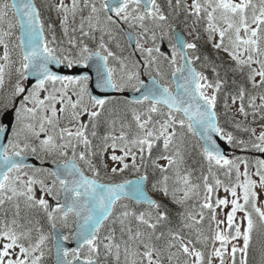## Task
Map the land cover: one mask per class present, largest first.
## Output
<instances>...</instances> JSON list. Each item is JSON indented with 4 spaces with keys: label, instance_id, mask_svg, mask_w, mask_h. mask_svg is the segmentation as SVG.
<instances>
[{
    "label": "snow or ice",
    "instance_id": "6c2138e0",
    "mask_svg": "<svg viewBox=\"0 0 264 264\" xmlns=\"http://www.w3.org/2000/svg\"><path fill=\"white\" fill-rule=\"evenodd\" d=\"M42 7L36 0H0V88L6 77L15 76L0 112L7 116L13 108L15 120L12 138L0 146V264H46L53 249L54 264H227L225 256L236 264L238 252L240 264H248L254 231L264 235V204L257 206L261 195L257 188L264 190V159L256 160L254 172L249 173L248 160L228 158L214 136L243 152L264 153V124L257 133L236 118L264 121V0H167L169 14L158 0H57L46 7L56 13L63 35L69 37L67 49L50 46L56 37L49 41L44 34L54 25L48 23L46 28ZM180 11L193 18L194 25L203 22L206 42L228 60L217 63L202 58L195 54L197 43L177 33L173 54L183 63L171 60L173 82L179 74L176 91L155 76L151 86H145L137 71H127V63L110 50L105 37L111 39L121 22L138 28L136 47L147 54L148 66L157 65L156 74L162 77L158 58L153 56L160 49L144 47L140 41L150 38L155 45L157 29L163 33L165 26L171 27L170 16ZM70 22L75 27L70 28ZM70 31L79 36H69ZM13 37L16 42L10 47ZM85 39L96 42L97 50ZM14 49L19 50L18 59H13ZM93 58L98 61L97 88L141 93L132 104L147 107H132L130 121L113 101L90 91L89 77L59 75L50 67L81 63L88 67ZM109 58L119 63V77L108 66ZM197 61L200 71L194 66ZM229 73L235 89L224 97V114L235 108L231 122L237 131L248 134L247 139L225 131L219 122L218 97L226 90ZM30 78L35 83L29 89L24 82ZM7 129L0 122V134ZM189 136L202 141L199 183L193 182V173L186 167ZM109 149L110 160L122 167L109 169L104 164V169L114 175L131 169L139 173L138 179L100 182L93 158ZM117 149L122 155L116 154ZM29 155L42 162L48 157L54 162L64 158V162L57 163L55 171L35 168L25 162ZM129 158L131 164L126 162ZM77 160L94 178L85 175ZM149 166L158 173L152 190L179 207L175 218L163 201L148 195ZM215 170H223L228 182L218 178ZM45 174L53 178L50 183ZM221 188L231 199L213 200ZM121 201L144 207L134 209ZM229 206L225 218L218 220L217 209ZM237 213L244 214L240 222ZM37 216L46 221L48 231ZM62 229H69V234ZM237 240H242V246L232 244L229 250L227 246ZM69 242L76 246L66 247ZM258 256L259 264H264V240Z\"/></svg>",
    "mask_w": 264,
    "mask_h": 264
},
{
    "label": "rangeland",
    "instance_id": "374dc122",
    "mask_svg": "<svg viewBox=\"0 0 264 264\" xmlns=\"http://www.w3.org/2000/svg\"><path fill=\"white\" fill-rule=\"evenodd\" d=\"M37 2H40L41 5H43L44 7H42V9H44L45 11H48V8L46 7L47 4L49 3H56L57 0H36ZM66 2H68V0H66ZM158 2L161 4L162 8L164 9V12L165 14H169L170 10L167 8V0H158ZM191 2V0H189V3ZM179 11V10H177ZM50 17H53V25H54V30H47L45 32L46 34V38L51 41V38L53 36L56 37V43L55 44H50L51 47H56V48H65L67 49L69 47L67 41H68V38L69 37H66L63 35V32L61 30V27H60V22H59V19L56 15V13L54 11H51L50 12ZM177 16L175 17H172L170 16V20H169V23L171 25V27H168V26H165V28L163 29V33H161V31L159 29H157V39H156V47L159 48V43H160V38L161 37H164L166 39V41L168 42V44L170 45V47L173 49V45H174V39H173V34H172V27L174 25L177 24V20H176ZM185 19H180L181 21V25L184 29V32L185 34L189 37V42H195L196 43V37H197V34H196V30H197V26L198 24L194 25L192 20L193 18L189 17V21H188V24H183L182 21H184ZM201 25V29H203V23H200ZM69 27L72 28V27H75V25H73L71 22L69 24ZM140 31H136V34H138ZM99 35V34H97ZM69 36H79V33L76 32V33H72L70 31L69 33ZM13 39H15V37H13ZM105 40H106V43L108 44V47L110 48V50H112L113 52L116 53L117 56H119L120 58L124 59L125 60V63H127L128 65V69L127 71H137L138 73L140 72L139 71V67L137 65V63L135 62L134 59H136L135 56H132L131 54L128 53L129 51V47H128V43H126V40L123 38V37H113L112 39L109 40L108 37H105ZM85 42L88 43L89 47L93 50H97V45H96V42H92V41H88L87 39H85ZM140 43L142 45H144V47H153V43L151 41V39H147V42H145L144 40H141ZM117 45H119V47H117ZM10 47H14L13 46V43L10 44ZM75 51V50H73ZM137 51L139 53V55H141V57H143L144 59L147 58V54L146 53H142L138 48H137ZM3 54V48L0 47V55ZM198 54H199V50H198ZM221 56H223V58L227 61L228 60V57L225 53L223 52H220ZM177 59H178V56H176ZM13 59H16V54H15V49L13 51ZM159 64H160V69H161V72L163 74V76H157L156 74V71H155V68L156 67H153V65L150 67H148L147 69V74L149 76H156L158 78L161 79V82L162 83H165L166 86H170L173 90V83H172V79H171V71H172V68L174 67L173 65H171V63L167 60V59H163V58H160L159 59ZM200 62V61H199ZM201 64V62H200ZM135 66V67H133ZM109 67L111 68H114L116 69V76L119 77L122 73L120 71V65L117 61L109 58ZM139 78H140V75H139ZM15 83V76L13 75L10 79L6 77V80H5V84L3 86V88H0V112L3 111V108H2V105H3V102L5 100V97L9 96L10 93H11V90H12V86L13 84ZM24 85H26V81L24 82ZM88 87H89V81H88ZM131 90V89H129ZM226 94H223L221 96L218 97V102H217V108H218V111H219V114L221 115L222 117V123L228 128L229 126L231 127L232 125H234L232 122H231V117L235 114V108L233 107L229 113H228V116H225L224 112V106H223V102H224V97H225ZM18 98V97H17ZM18 102H19V99H17V105H18ZM113 102L116 104L117 108L118 109H122L124 110L126 113H127V116L129 115L128 117V120L130 121L131 120V108L134 107V106H131L126 100H123L122 98H118L117 100H113ZM125 102H127V106L125 105ZM231 103V101L229 100V104ZM259 103V101H258ZM147 105H141V106H136L135 108L137 109H142V108H146ZM12 108H9L8 110H10ZM237 120H240L244 123H248L251 127L255 128L257 133L260 132L261 130V125L264 124V121L260 120L259 118L256 119L255 123L252 122V117L249 116L248 117V120L247 121H243V118L242 117H239L237 116L236 117ZM154 119H155V116H154ZM14 127H15V124H14ZM227 131V130H225ZM228 132V131H227ZM238 135V134H237ZM235 135V136H237ZM241 135V134H240ZM238 137V136H237ZM12 138V137H11ZM238 138H242V139H247L248 138V134L246 133L245 136H241V137H238ZM189 139V138H188ZM79 151V149H78ZM256 154H257V157L260 158L259 154L260 152L258 151H255ZM112 153V150L109 149L108 152L104 153L102 155V157L98 158L96 161V158H93V161L94 163L96 164L98 170L100 171V176H99V180L102 182V183H114L115 181L114 180H120L121 178L123 177H126L125 175H129V176H133V177H137L139 176V173H136L134 170H126L125 172L123 173H118V174H112L109 170H105L103 165L104 164H108L109 165V169L111 167H122V165H117L116 163L112 162L110 160V155ZM116 154L117 155H122V153L119 152V150L117 149L116 150ZM157 151L153 150V158H155V156L157 155ZM70 155H71V151H69V158H70ZM57 159L59 160H64V158H60V157H57ZM128 162L129 164H131V160L130 158L126 161ZM77 163L79 164V166L84 170V172L93 177L91 171H89L87 169V167L84 165L83 162L77 160ZM160 163H164L163 161H160ZM186 167L188 168L187 166V163H186ZM255 167L256 165H253V167L249 166L248 167V171L249 173H252L254 172L255 170ZM148 169H152L151 166H149ZM144 169L142 168L141 169V172H143ZM192 173H193V182L194 183H199V177H197L195 174H194V170H191ZM219 173L218 175V178H220L222 181H224L225 183H227L228 181L226 180V178L222 175L223 174V170H215ZM241 171H243V167H241ZM222 173V174H221ZM221 174V176H220ZM45 178L46 180L50 183L52 178L51 177H48L46 174H45ZM94 178V177H93ZM253 179H257V177L253 176L252 177ZM154 182V180L150 181L149 183V192L155 197L157 198V200H161L163 201L164 204L167 205L168 208H173L172 211L174 212H178L180 211L179 207L175 204H173L170 199L168 198H165L163 196H161L159 193H156L152 190V183ZM211 182V181H210ZM57 187H59L57 185ZM257 192L258 193H261L260 195V200L258 201V204L257 206H260L261 204H264V190H261L259 188H257ZM39 191L37 192V195H39ZM46 199L50 200L52 199L51 197H45ZM216 198H229L231 199L230 197V194L229 193H225L223 191V189H219L217 192H215L213 194V200H215ZM123 203H128L127 201H124ZM119 208V206H118ZM230 210V206L229 208H224L223 211H221L220 209H217V219L218 220H222L225 218L224 214L227 213L228 211ZM243 213H237V222H240L241 218L243 217ZM244 224H246V221L244 222ZM72 227L74 228V224L72 225ZM214 227V226H213ZM220 227L222 229L225 228V225H220ZM206 229V228H205ZM67 230V233L69 234V229H66ZM243 226H242V231H243ZM207 231V229H206ZM210 245H211V242H209ZM242 240H237V241H232V243H230L227 247L228 249L230 250L231 247H232V244H235L237 247H241L242 246ZM216 247H219V242H216ZM210 250V248H209ZM236 258H240L241 259V254L238 252L237 255H236ZM225 260L227 261V264H231V260L228 256H225ZM214 264H218V262H214Z\"/></svg>",
    "mask_w": 264,
    "mask_h": 264
},
{
    "label": "trees",
    "instance_id": "16d2710c",
    "mask_svg": "<svg viewBox=\"0 0 264 264\" xmlns=\"http://www.w3.org/2000/svg\"><path fill=\"white\" fill-rule=\"evenodd\" d=\"M45 14L47 16H49V10L45 12ZM184 17L183 16V13L182 11H180L179 15H178V19L179 18H182ZM42 18L45 20L44 18V12L42 14ZM185 19H186V16H185ZM180 21V19H179ZM178 21V23H179ZM46 22V26L48 24V22L45 20ZM203 23V22H201ZM180 25V24H179ZM201 25L199 24L197 26V30H196V34L200 36V39H196V43H197V46H198V49H199V52H200V55L202 56V58L204 56H207L210 60H214L216 61L217 63H219L220 61H225L227 62L226 60L223 59V57L220 55V54H217L213 48L211 47V45L209 43H207V36H206V33L203 31V29H201L200 27ZM19 33V31L17 30V34ZM15 39H13V46L15 44ZM18 52L19 50L18 49H15V54H16V59H18ZM207 75H209V78L211 79L212 76H211V73L210 72H206ZM233 78V74L232 73H229L228 74V79H229V83L228 85L226 86V90L225 91H222V93L219 95H223V94H227V93H230V92H233L234 89H235V85L231 83V80ZM236 79V81L239 83L240 82V76L239 75H236L234 77ZM13 87V86H12ZM117 99V98H116ZM115 99V100H116ZM113 101V99H112ZM129 104L131 106H134L136 107V105H133L132 103L129 102ZM217 111H218V108H217ZM219 113V112H218ZM129 117V115L127 116ZM219 118H220V125L225 129L227 130L228 132H231L234 136L237 135L238 137H241V136H245L246 133H243V132H240V131H237L235 126L232 125L231 127L229 126L228 128L222 123V117L221 115L219 114ZM241 134V135H240ZM201 142H198V138L197 137H191L189 136V146H190V149H191V154L190 156L187 158V166L190 170H194V174L199 177L200 176V173H201V167L200 165L197 163L199 160H200V157H199V146H200ZM194 146V147H193ZM234 151L232 152V155H231V158H235L237 156H240L242 158H245L249 161V163L251 164H255L256 160H258V157L256 155V152L255 151H250V152H243L241 151L240 149L238 148H233ZM155 151H157V149H154ZM230 158V159H231ZM98 159V158H96ZM205 171V174H206V166L204 167L203 169ZM217 174L219 175V173L217 172ZM148 175H149V181H153L154 180V177L156 175H158V173H154L152 169H148ZM127 176V175H125ZM129 176V175H128ZM124 178V177H123ZM128 178V177H127ZM122 180H125V179H121ZM130 207L134 208V209H139V208H142L140 205H136V204H133L132 202L131 203H128ZM119 209V208H118ZM170 211H171V214L173 215V217L175 218L176 216V212L172 211L173 208H168ZM37 219H40L41 221V225L45 228V231H48V226H47V223L46 221L42 218V216H37L36 217ZM253 219L254 221H256L258 218L255 214V212H253ZM262 240H264V235H262L260 233L259 230L257 231H254V234H253V241L250 245V249H249V256H248V264H259V256H258V249H259V246L262 242ZM53 253H54V250L53 252L48 256V261H49V264H52L54 262V256H53ZM236 264H240V259L239 258H236Z\"/></svg>",
    "mask_w": 264,
    "mask_h": 264
},
{
    "label": "water",
    "instance_id": "95a60500",
    "mask_svg": "<svg viewBox=\"0 0 264 264\" xmlns=\"http://www.w3.org/2000/svg\"><path fill=\"white\" fill-rule=\"evenodd\" d=\"M125 32L129 38L130 42H131L132 47H135V45H136L135 36L133 34H131L130 32H128L127 29H125ZM177 33L182 34L183 38L187 40L184 33L181 32V30H179L177 27H174L173 28V34H174L175 43H176L175 36ZM161 51L163 53H166L170 60L173 59L171 50L168 48V46L164 40H162V42H161ZM97 63H98V61H96V59L93 58V60L88 61V65H89L88 67H85L83 64L74 65L71 68L65 67L63 65H50V67L53 71H55L59 75H68V76H73V77H82V76L89 77V79H90V85H89L90 91H92V93L94 95H98L101 98L109 99L111 97H115V96L120 95L121 93L116 92L115 90H112V89L101 90V89L96 87V80H97V75H98L97 70H96ZM182 63H183V61H182ZM142 80H143L145 86H151L152 78H150V79L143 78ZM34 83H35L34 78H30L27 81V87L30 88L32 85H34ZM173 83H174V91H176V84L179 83V74H177V81L173 82ZM141 91H143V89ZM122 95L124 97L128 98L129 100L133 101L137 98H140L141 93L135 92V91H126V92L122 93ZM12 112H13V110L8 111V115L2 116V118H1V122L8 125V129H7L5 134H0V146H5L7 143V140H9L11 137V128L13 127V124H14V116L12 115ZM85 122H86V120H85ZM214 139L217 140V143L220 145L221 150L229 158L230 154H231V150H232L231 145H228L227 142L225 140L221 139L220 137L214 136ZM261 157L264 159V153L261 154ZM25 162L28 163L29 165H31L32 167H36L39 164L38 159L36 157H33V156H27ZM46 167L52 171H55L57 169V164L47 163ZM69 179H71V178L69 177ZM136 179H138V177H134L130 180H136ZM119 183H121V182H119ZM147 193L149 196H151L148 192V188H147ZM61 199H62V196H61ZM50 203L53 204L52 201H50ZM65 246L70 248V247H75L76 245H75V242H69ZM54 258H55V251H54Z\"/></svg>",
    "mask_w": 264,
    "mask_h": 264
},
{
    "label": "flooded vegetation",
    "instance_id": "af4514ba",
    "mask_svg": "<svg viewBox=\"0 0 264 264\" xmlns=\"http://www.w3.org/2000/svg\"><path fill=\"white\" fill-rule=\"evenodd\" d=\"M123 27H127V29L129 30V31H131L132 33H134L136 36H137V34H136V31H138L139 29L138 28H136V29H133V28H130V27H128L126 24H123V22H121L119 25H117V26H115V28H114V31H113V37H126L125 36V33H124V31H123ZM140 31V30H139ZM112 37V38H113ZM111 38V39H112ZM163 37H161L160 39H162ZM110 40V39H109ZM153 47H156V42H155V45H153ZM192 52V51H191ZM128 53L129 54H131L132 56L134 55L135 57H136V59H137V61H138V63H139V65H138V67H139V75H140V80H141V78L145 75L146 77H149V75L147 74V69H148V65L145 63V60L146 59H144L143 57H141V55H139V53H138V51L137 50H134V51H131V50H129L128 51ZM153 56L154 57H157L158 58V61H159V59H160V53H156V52H154L153 53ZM175 58H177L176 56H175ZM177 60V65H179L180 64V60L179 59H176ZM108 64H109V61H108ZM158 65H159V67H160V64H159V62H158ZM157 65H153V67H156ZM196 66H197V68H198V65H197V62H196ZM40 160V159H39ZM45 162H54L53 161V159L51 158V157H48V158H46L43 162L40 160V166L38 167V168H43V169H46L45 167H44V163ZM56 162L57 163H63L64 162V160H59V159H56ZM66 230V229H65Z\"/></svg>",
    "mask_w": 264,
    "mask_h": 264
}]
</instances>
